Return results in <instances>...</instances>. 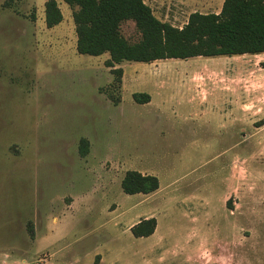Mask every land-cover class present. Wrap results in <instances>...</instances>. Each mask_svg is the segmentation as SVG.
Listing matches in <instances>:
<instances>
[{
	"label": "rangeland",
	"instance_id": "rangeland-1",
	"mask_svg": "<svg viewBox=\"0 0 264 264\" xmlns=\"http://www.w3.org/2000/svg\"><path fill=\"white\" fill-rule=\"evenodd\" d=\"M6 1L0 264H264V53L123 61L115 104L109 55L76 50L74 8L56 0L63 19L47 28V0ZM144 2L181 27L223 0ZM121 32L140 37L133 21ZM127 170L159 188L124 193ZM149 217L154 233L134 237Z\"/></svg>",
	"mask_w": 264,
	"mask_h": 264
},
{
	"label": "trees",
	"instance_id": "trees-1",
	"mask_svg": "<svg viewBox=\"0 0 264 264\" xmlns=\"http://www.w3.org/2000/svg\"><path fill=\"white\" fill-rule=\"evenodd\" d=\"M7 0L5 5L8 6ZM74 8L72 18L76 32V50L80 54L100 56L107 53L105 66L114 75L107 92L112 101L120 100L116 91L121 86L123 61L153 62L168 58L219 57L264 53V0H223L219 12H192L181 27L158 19L144 0H62ZM63 19L56 0L44 4L47 28ZM133 21L139 39L130 42L121 32V25ZM264 67V62L260 63ZM137 103H147L146 92L133 93ZM258 126L264 124L260 120ZM78 150L85 156L89 150L86 138L79 140ZM126 194H150L159 188L155 175L127 170L121 179ZM155 217L140 219L130 228L136 237H148L156 228ZM33 237L32 227H29Z\"/></svg>",
	"mask_w": 264,
	"mask_h": 264
}]
</instances>
